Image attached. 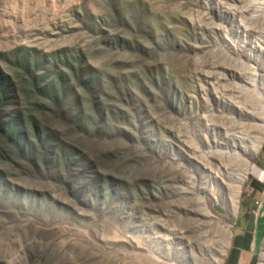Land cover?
<instances>
[{"label":"rangeland","instance_id":"374dc122","mask_svg":"<svg viewBox=\"0 0 264 264\" xmlns=\"http://www.w3.org/2000/svg\"><path fill=\"white\" fill-rule=\"evenodd\" d=\"M263 122L264 0H0V264H264Z\"/></svg>","mask_w":264,"mask_h":264},{"label":"crops","instance_id":"0c3cea01","mask_svg":"<svg viewBox=\"0 0 264 264\" xmlns=\"http://www.w3.org/2000/svg\"><path fill=\"white\" fill-rule=\"evenodd\" d=\"M262 156H264V148H263V152L261 154ZM261 220L258 216L257 218H255L254 220V226H252V233H253V246L256 244V240H257V234L259 231V227L261 226ZM263 227V224H262ZM242 228V227H240ZM243 231L239 230L237 232V234L234 237V241L233 244L236 248V245L238 246V251L236 252H232V258L230 260L229 264H246L247 263V253L246 251H250L246 248V245L248 244V236L247 233L242 234ZM252 251L254 252V248L252 249Z\"/></svg>","mask_w":264,"mask_h":264},{"label":"bare ground","instance_id":"6f19581e","mask_svg":"<svg viewBox=\"0 0 264 264\" xmlns=\"http://www.w3.org/2000/svg\"><path fill=\"white\" fill-rule=\"evenodd\" d=\"M260 102V101H259ZM263 126H264V122L262 123V128H263ZM261 133H262V138L264 137V128L262 129V131H261ZM261 146V144L259 143V146H257V148H255V149H259V147ZM232 151V150H231ZM232 153H235L236 154V156L238 157V158H240V159H242V160H244V162L247 164V167H245V168H242L241 169V171H243V173H245L244 175L243 174H241L242 176V180L243 179H245V178H243V177H246L247 175V173L250 171L251 173H253L254 175H256V176H258L259 178H261V179H263L264 178V170L263 169H261V168H259L255 163H250L249 161H248V159L245 157V155H244V153L242 152V150H238V151H236V150H234V151H232ZM245 171V172H244ZM249 174V173H248ZM241 180V179H240ZM242 183V182H241ZM240 191V190H239ZM239 191H238V193H239ZM238 197V196H237ZM236 197V198H237ZM232 200V199H231ZM238 200V199H237ZM227 201V200H226ZM238 203V202H237ZM213 207V206H212ZM237 208H238V205H236L235 206V208H234V210H233V212H232V214H231V216H236V214H237ZM208 213V212H207ZM210 213V212H209ZM210 217V218H209ZM206 221H207V223L209 222V223H211V220H215V218H216V216L214 217L213 215H212V213L211 214H209V215H206ZM206 221H205V223H206ZM218 223H219V221L218 220H216ZM212 223H213V221H212ZM213 229V228H212ZM209 236V235H208ZM210 237V236H209ZM210 259V258H209ZM215 260V259H214ZM264 260V259H263ZM216 261V260H215ZM214 262V261H213ZM216 264H217V261H216ZM220 264V263H219Z\"/></svg>","mask_w":264,"mask_h":264}]
</instances>
